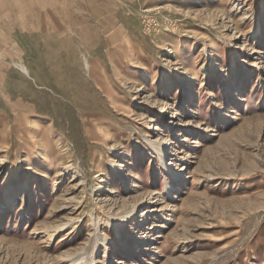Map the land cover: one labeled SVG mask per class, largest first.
Wrapping results in <instances>:
<instances>
[{
	"label": "rangeland",
	"instance_id": "obj_1",
	"mask_svg": "<svg viewBox=\"0 0 264 264\" xmlns=\"http://www.w3.org/2000/svg\"><path fill=\"white\" fill-rule=\"evenodd\" d=\"M73 11L0 17V264H264V0Z\"/></svg>",
	"mask_w": 264,
	"mask_h": 264
},
{
	"label": "crops",
	"instance_id": "obj_2",
	"mask_svg": "<svg viewBox=\"0 0 264 264\" xmlns=\"http://www.w3.org/2000/svg\"><path fill=\"white\" fill-rule=\"evenodd\" d=\"M95 3L99 5V1ZM77 4L83 5L85 0H0V17H57L61 12L66 17H73V7ZM14 6L18 7L17 15L14 14ZM100 6L102 8L103 5ZM4 31L2 37L8 42L13 38V27L5 25Z\"/></svg>",
	"mask_w": 264,
	"mask_h": 264
},
{
	"label": "bare ground",
	"instance_id": "obj_3",
	"mask_svg": "<svg viewBox=\"0 0 264 264\" xmlns=\"http://www.w3.org/2000/svg\"><path fill=\"white\" fill-rule=\"evenodd\" d=\"M25 69V68H24ZM26 72V71H25ZM162 157V156H161ZM169 171L171 173H173L174 177H178L180 174L179 173H175L173 168L169 167ZM137 207V206H136ZM135 210L136 208L132 209V210H128L127 212L125 213H122L120 214L119 216L118 215H115V216H111L110 218V223H112L116 228L117 230L119 229V226H120V223H121V220L125 217V216H133L135 215ZM144 217V216H143ZM120 221V223H118ZM96 225L99 224L98 222H95ZM119 232V231H118Z\"/></svg>",
	"mask_w": 264,
	"mask_h": 264
}]
</instances>
